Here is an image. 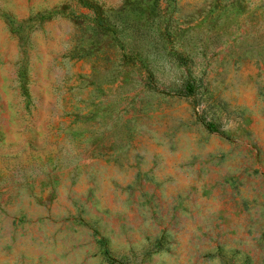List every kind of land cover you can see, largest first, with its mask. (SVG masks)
Wrapping results in <instances>:
<instances>
[{
    "label": "rangeland",
    "instance_id": "rangeland-1",
    "mask_svg": "<svg viewBox=\"0 0 264 264\" xmlns=\"http://www.w3.org/2000/svg\"><path fill=\"white\" fill-rule=\"evenodd\" d=\"M0 264H264V0H0Z\"/></svg>",
    "mask_w": 264,
    "mask_h": 264
},
{
    "label": "trees",
    "instance_id": "trees-1",
    "mask_svg": "<svg viewBox=\"0 0 264 264\" xmlns=\"http://www.w3.org/2000/svg\"><path fill=\"white\" fill-rule=\"evenodd\" d=\"M178 59H179V63H183L185 65L187 64L186 59L184 58V56L178 55ZM187 80L188 81H192V84H191V82H189L186 91L158 90L156 84L153 83V76L151 74L148 75V82L146 83V85H147L148 88H150V89H152L154 91H158V92L165 93V94L184 96V97L192 98L195 101L194 88L197 87V85L194 84L195 77L192 76L191 72L189 71V68H187ZM201 122L204 125H206V127L208 129H210L208 124H206V122L204 120H201ZM97 242L99 243V245L101 247V254L104 256L105 260L107 262H109V263H116L118 260H116L111 255L109 248L106 246V239L101 237V236H98Z\"/></svg>",
    "mask_w": 264,
    "mask_h": 264
}]
</instances>
